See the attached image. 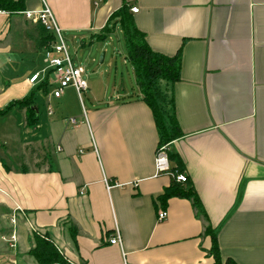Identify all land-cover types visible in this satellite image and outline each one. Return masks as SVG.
Returning <instances> with one entry per match:
<instances>
[{
	"label": "crops",
	"instance_id": "crops-1",
	"mask_svg": "<svg viewBox=\"0 0 264 264\" xmlns=\"http://www.w3.org/2000/svg\"><path fill=\"white\" fill-rule=\"evenodd\" d=\"M41 1L61 34L81 44L124 2L138 9L134 26L151 50L166 57L181 50L179 81L160 87L181 133L168 152L217 228L222 264H264V0H25V10H40ZM114 33L122 37L116 26L104 46ZM41 38L37 24L0 15V264H36L32 229L68 264H214L192 203H155L171 178L155 175L158 134L125 47L130 83L88 111L82 106L78 125L62 132L51 105L71 89L54 98L40 87ZM109 62L116 65L113 55ZM31 94L32 127L25 111L10 107ZM14 231L15 251L6 243ZM115 233L120 245L109 243Z\"/></svg>",
	"mask_w": 264,
	"mask_h": 264
},
{
	"label": "trees",
	"instance_id": "trees-1",
	"mask_svg": "<svg viewBox=\"0 0 264 264\" xmlns=\"http://www.w3.org/2000/svg\"><path fill=\"white\" fill-rule=\"evenodd\" d=\"M105 1V0H102ZM25 0H0V11L8 12L9 17H21V12L25 10ZM109 23L105 26L100 34L91 37V40L104 42L112 34L116 26L122 32L123 47H125V57L133 75H135L137 88L141 92V101L146 104L154 118L156 132L158 134V147H166L168 160L175 163V167H171V172L174 174H183V164L177 155L169 154V144L181 137L177 123L173 116L168 117L166 97L160 89V83L173 85L180 79L181 68V50L173 56H164L154 52L147 46L145 34L135 28L131 8L128 3H122V6L112 13L109 17ZM41 41L38 44L39 49L50 50L54 42L53 35L47 34L40 26ZM47 74L40 84L43 91L47 92L50 89L49 78ZM33 94L10 105L16 106L19 110L25 111L26 122L29 126H34L36 120L34 117ZM9 107V108H10ZM157 147V148H158ZM171 198L188 200L192 203L195 216L202 220L205 224L204 234L211 240V249L208 255L214 260V264H222L220 258L219 245L217 244V228L213 229L205 215L202 203L199 202L195 189L193 188L188 177L184 184L177 183L174 178H171V184L164 192L157 197V203L162 208L166 207V203ZM32 246L29 249V255L33 257L36 264H68L62 253L57 250L52 241L45 234L39 232L31 233ZM224 264H236L232 259H228Z\"/></svg>",
	"mask_w": 264,
	"mask_h": 264
},
{
	"label": "rangeland",
	"instance_id": "rangeland-1",
	"mask_svg": "<svg viewBox=\"0 0 264 264\" xmlns=\"http://www.w3.org/2000/svg\"><path fill=\"white\" fill-rule=\"evenodd\" d=\"M62 34L72 63L76 67L84 69L83 77L88 83L87 93H83L81 99L72 88H69L71 90L63 101L58 105L56 103L51 105L55 116L61 119V131L63 132L70 129V124H67L68 119L78 120L77 114L81 112L82 106H84V110L88 111L93 105L100 104L101 99L106 98V94L111 97L114 89L119 88L121 83L129 84L130 79L127 75V66L123 65L122 61L121 54L124 47L120 33H114L111 39L106 42L107 46L96 40L91 41L90 37L81 44L83 42L81 37L76 36L73 39L72 34ZM103 46L108 48H106V52ZM105 53L106 58L101 63L100 57ZM112 55L116 61V65L113 66L109 62ZM51 78L54 80L53 76ZM164 84L160 83V87H163ZM53 87L49 89V92L53 90Z\"/></svg>",
	"mask_w": 264,
	"mask_h": 264
},
{
	"label": "built area",
	"instance_id": "built-area-1",
	"mask_svg": "<svg viewBox=\"0 0 264 264\" xmlns=\"http://www.w3.org/2000/svg\"><path fill=\"white\" fill-rule=\"evenodd\" d=\"M42 8L36 11L24 10L21 12V17H23L26 21L32 22L33 24H37L44 31L53 35L54 42L50 47V50L44 51V64L46 65V71L49 78L50 88L53 87L51 91V96L54 98H60L63 95V91L67 90V88H72L74 92L77 93L79 99H81L82 94L87 91V81L83 77L84 69L81 67H76L68 54V50L64 46L63 38L61 31L57 25L56 20H54L51 9L45 5L43 1H41ZM138 9L132 8L131 13L136 14ZM0 15H8V12L0 11ZM45 71V72H46ZM39 75H34L30 79V83L34 84L38 82ZM54 80H52V77ZM50 114V112H49ZM70 125L77 126L78 122L74 118L68 119ZM154 168L155 175H168L170 178H174L177 183L184 184L187 180V176L184 174H174L171 172L170 161L168 160V155L166 151V147H158L155 151L154 156ZM157 218L159 222L165 221L166 212L164 210H160L157 213ZM9 222L12 226L16 225V215H12L9 219ZM33 232L36 230L32 229ZM18 237L16 232H12L9 235V238L6 240V243L9 249L15 251L17 248ZM110 245H120V236L115 233V236L110 240ZM126 264V263H123Z\"/></svg>",
	"mask_w": 264,
	"mask_h": 264
},
{
	"label": "water",
	"instance_id": "water-1",
	"mask_svg": "<svg viewBox=\"0 0 264 264\" xmlns=\"http://www.w3.org/2000/svg\"><path fill=\"white\" fill-rule=\"evenodd\" d=\"M103 57H104V54H102L101 57H100V60H99V61H100L101 63H103V62H102V61H103ZM33 109H34V111L37 112L36 108H33Z\"/></svg>",
	"mask_w": 264,
	"mask_h": 264
}]
</instances>
